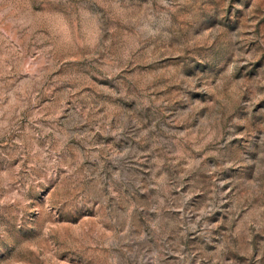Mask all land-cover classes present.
Here are the masks:
<instances>
[{
    "label": "rangeland",
    "instance_id": "rangeland-1",
    "mask_svg": "<svg viewBox=\"0 0 264 264\" xmlns=\"http://www.w3.org/2000/svg\"><path fill=\"white\" fill-rule=\"evenodd\" d=\"M0 264H264V0H0Z\"/></svg>",
    "mask_w": 264,
    "mask_h": 264
}]
</instances>
